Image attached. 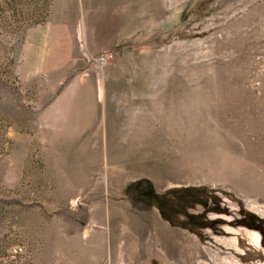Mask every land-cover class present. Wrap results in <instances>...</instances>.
I'll return each mask as SVG.
<instances>
[{
    "label": "rangeland",
    "instance_id": "374dc122",
    "mask_svg": "<svg viewBox=\"0 0 264 264\" xmlns=\"http://www.w3.org/2000/svg\"><path fill=\"white\" fill-rule=\"evenodd\" d=\"M0 264H264V0H0Z\"/></svg>",
    "mask_w": 264,
    "mask_h": 264
}]
</instances>
